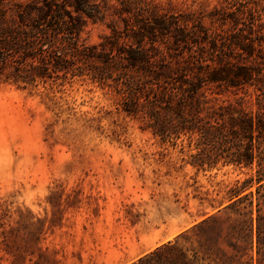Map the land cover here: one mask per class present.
Here are the masks:
<instances>
[{"label":"rangeland","instance_id":"374dc122","mask_svg":"<svg viewBox=\"0 0 264 264\" xmlns=\"http://www.w3.org/2000/svg\"><path fill=\"white\" fill-rule=\"evenodd\" d=\"M35 1L43 2L4 0L0 9L11 17L17 4ZM96 4L94 17L74 12L88 46L125 31L121 0ZM141 4L185 16L190 26L217 25L211 15L229 6ZM12 73L0 69V264H131L170 241L190 257L198 252L199 264H230L233 254L264 264V184L250 181L257 162L197 165V136L154 134L148 118L122 109L111 82L53 74L29 84ZM241 96L213 88L208 104ZM243 105L260 106L255 94Z\"/></svg>","mask_w":264,"mask_h":264},{"label":"trees","instance_id":"16d2710c","mask_svg":"<svg viewBox=\"0 0 264 264\" xmlns=\"http://www.w3.org/2000/svg\"><path fill=\"white\" fill-rule=\"evenodd\" d=\"M96 1L19 3L11 17L0 9V69L13 68L8 78L29 84L53 74H88L94 82H111L122 109L148 118L154 134L197 136L204 157L197 165L215 166L221 159L237 166L257 162L250 181L263 185L264 0H225L229 6L211 15L217 25L199 19L191 26L185 16L171 17L157 5L121 0L126 32L113 30L104 42L88 46L79 40L74 12L94 17ZM213 88L244 96L236 103L209 105ZM254 94L260 104L256 111L243 105ZM169 244L131 264H199L198 252L190 257ZM165 248L171 252L163 253ZM232 257L230 264L234 259L254 264Z\"/></svg>","mask_w":264,"mask_h":264}]
</instances>
